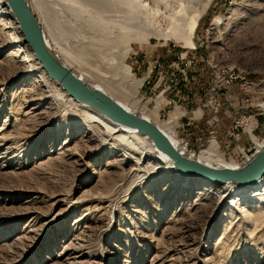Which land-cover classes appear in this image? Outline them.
I'll return each instance as SVG.
<instances>
[{
  "label": "rangeland",
  "instance_id": "374dc122",
  "mask_svg": "<svg viewBox=\"0 0 264 264\" xmlns=\"http://www.w3.org/2000/svg\"><path fill=\"white\" fill-rule=\"evenodd\" d=\"M258 5L211 0L193 48L152 37L130 45L126 63L143 78L137 95L165 125L176 109L184 111L174 136L189 154L212 139L225 159L242 164L247 159L235 146L250 145L246 132L264 137ZM216 18L222 24L214 27ZM4 27L0 17V264H264L262 208L225 223L224 208L214 219L221 186L206 190L178 173L129 188V164L73 118L52 115L33 76L16 78L15 46ZM229 74L239 77L226 83ZM235 124L238 140L228 133ZM177 175L181 183L172 185Z\"/></svg>",
  "mask_w": 264,
  "mask_h": 264
},
{
  "label": "bare ground",
  "instance_id": "6f19581e",
  "mask_svg": "<svg viewBox=\"0 0 264 264\" xmlns=\"http://www.w3.org/2000/svg\"><path fill=\"white\" fill-rule=\"evenodd\" d=\"M27 1L32 12L39 19L42 33L45 32L48 38L46 39L43 33L44 42L50 53L54 54L85 86L100 90L129 112L141 115L154 123L170 140L176 151L187 158L213 169H239L246 162L237 164L225 159L212 139L197 155L189 154L174 136L175 120L184 111L176 109L172 112L173 124L169 125L157 119L158 109L147 111V101L137 95L143 78L133 77L130 65L126 63L131 43L134 40L144 41L146 37L172 41L182 47L193 48L195 27L211 0ZM256 1H260L258 8L264 7V0ZM236 5L238 4L235 3L234 7ZM234 7H231L230 15H233ZM0 17L5 23L4 29L9 33V42L15 46L13 57L17 63L16 78L33 76L36 87L42 88L43 92L41 96L36 95L41 97L39 100L51 101L52 115L73 118L82 125L86 133L92 134V139L94 136L101 141L103 147L118 154L121 163L129 164L127 172V176L131 178L129 188L140 182L147 183L158 178L163 180L171 177L173 173L181 174L163 154L155 149L147 136L139 134L133 127L118 124L92 107L71 98L58 82L49 78L24 43L5 0H0ZM221 24L219 18L213 21L214 27ZM63 37L71 41L70 47L61 41ZM79 63L87 67L83 69L85 66L82 65L81 69ZM261 145L262 142L257 148ZM188 178L184 184H190ZM192 178L197 179L195 185H200L206 190H211L215 185L207 184L208 182L196 177ZM171 181L172 185L181 183L178 175ZM216 186L221 187L215 192L217 201L214 207V219L224 208H226L224 223L233 214L247 216L250 212H258L261 208L262 211L264 210V174L252 184L238 185L226 181ZM210 234L211 229L206 228L205 237ZM206 249L207 246L204 252Z\"/></svg>",
  "mask_w": 264,
  "mask_h": 264
},
{
  "label": "water",
  "instance_id": "95a60500",
  "mask_svg": "<svg viewBox=\"0 0 264 264\" xmlns=\"http://www.w3.org/2000/svg\"><path fill=\"white\" fill-rule=\"evenodd\" d=\"M5 2L14 16L24 43L49 78L58 82L71 98L92 107L108 119L133 127L139 134L147 136L155 149L163 154L182 175L196 177L215 185H221L226 181L243 185L254 183L264 174V139L262 145L239 169H213L181 155L154 123L141 115L129 112L100 90L85 86L64 67L47 48L38 19L26 0H5Z\"/></svg>",
  "mask_w": 264,
  "mask_h": 264
},
{
  "label": "built area",
  "instance_id": "2783aa9c",
  "mask_svg": "<svg viewBox=\"0 0 264 264\" xmlns=\"http://www.w3.org/2000/svg\"><path fill=\"white\" fill-rule=\"evenodd\" d=\"M236 77H239L238 74H235V75H228L227 76V80H226V83L232 81L233 79H236ZM252 130V129H251ZM251 130H248L246 132V135L247 137L249 138V142H250V145L247 147V148H244L243 146H240L239 144H237L235 146V150H238V155L239 157L242 159L244 158L243 160H246L248 159L249 157L247 156V153H249L251 150L253 151H256L258 148V144L260 142L263 141L264 137L261 139V141H259L257 138H255L253 135H252V131ZM229 135H232V137L234 138V140H238L239 138V134L236 130V124L231 128V130L228 132Z\"/></svg>",
  "mask_w": 264,
  "mask_h": 264
},
{
  "label": "trees",
  "instance_id": "16d2710c",
  "mask_svg": "<svg viewBox=\"0 0 264 264\" xmlns=\"http://www.w3.org/2000/svg\"><path fill=\"white\" fill-rule=\"evenodd\" d=\"M208 19V18H207ZM208 21V20H207ZM175 52L178 51V50H174Z\"/></svg>",
  "mask_w": 264,
  "mask_h": 264
}]
</instances>
